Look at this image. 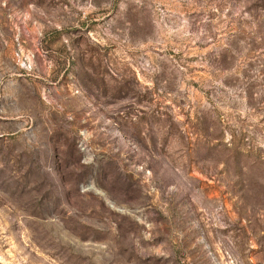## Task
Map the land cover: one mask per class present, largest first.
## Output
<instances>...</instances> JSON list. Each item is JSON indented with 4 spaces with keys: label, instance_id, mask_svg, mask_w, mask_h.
Returning <instances> with one entry per match:
<instances>
[{
    "label": "rangeland",
    "instance_id": "rangeland-1",
    "mask_svg": "<svg viewBox=\"0 0 264 264\" xmlns=\"http://www.w3.org/2000/svg\"><path fill=\"white\" fill-rule=\"evenodd\" d=\"M0 264H264V0H0Z\"/></svg>",
    "mask_w": 264,
    "mask_h": 264
}]
</instances>
